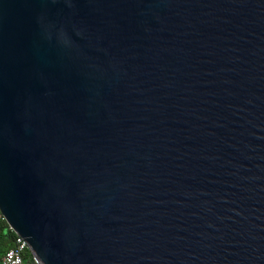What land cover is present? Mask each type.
<instances>
[{
	"label": "water",
	"instance_id": "obj_1",
	"mask_svg": "<svg viewBox=\"0 0 264 264\" xmlns=\"http://www.w3.org/2000/svg\"><path fill=\"white\" fill-rule=\"evenodd\" d=\"M0 216L38 264H264V0H0Z\"/></svg>",
	"mask_w": 264,
	"mask_h": 264
},
{
	"label": "built area",
	"instance_id": "obj_2",
	"mask_svg": "<svg viewBox=\"0 0 264 264\" xmlns=\"http://www.w3.org/2000/svg\"><path fill=\"white\" fill-rule=\"evenodd\" d=\"M28 251L34 264H38L33 253L29 251L27 243L21 236L15 235L11 247L6 249L1 257V264H23V254Z\"/></svg>",
	"mask_w": 264,
	"mask_h": 264
},
{
	"label": "crops",
	"instance_id": "obj_3",
	"mask_svg": "<svg viewBox=\"0 0 264 264\" xmlns=\"http://www.w3.org/2000/svg\"><path fill=\"white\" fill-rule=\"evenodd\" d=\"M0 264L3 253L12 246L15 234L7 226L5 220L0 216ZM25 264H30L27 260Z\"/></svg>",
	"mask_w": 264,
	"mask_h": 264
},
{
	"label": "trees",
	"instance_id": "obj_4",
	"mask_svg": "<svg viewBox=\"0 0 264 264\" xmlns=\"http://www.w3.org/2000/svg\"><path fill=\"white\" fill-rule=\"evenodd\" d=\"M0 237H1V235H0ZM27 260L30 262V264H34L32 262V260H31V256H30L29 252L28 251H25L24 254H23V264H25V262Z\"/></svg>",
	"mask_w": 264,
	"mask_h": 264
}]
</instances>
